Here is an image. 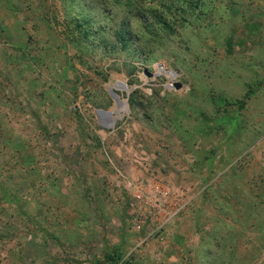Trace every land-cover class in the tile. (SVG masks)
Masks as SVG:
<instances>
[{
  "label": "rangeland",
  "instance_id": "1",
  "mask_svg": "<svg viewBox=\"0 0 264 264\" xmlns=\"http://www.w3.org/2000/svg\"><path fill=\"white\" fill-rule=\"evenodd\" d=\"M151 1L0 0V264H264V0Z\"/></svg>",
  "mask_w": 264,
  "mask_h": 264
},
{
  "label": "trees",
  "instance_id": "2",
  "mask_svg": "<svg viewBox=\"0 0 264 264\" xmlns=\"http://www.w3.org/2000/svg\"><path fill=\"white\" fill-rule=\"evenodd\" d=\"M137 3L140 0H135ZM197 0H152L151 1V16H145L143 20L142 17L140 16L141 19H139L142 24L144 23L146 25L148 34H151L153 36H157V34L162 30L164 27H168V23L166 21V14L164 13V10L166 12H172L176 13L179 11L180 7H183L185 9L184 13L188 12L189 10H192L193 8V2ZM131 5L135 6V3L132 1L130 2ZM188 8H186V6ZM195 6L198 7V1L195 3ZM194 6V8H195ZM130 23L129 22H124L123 25L121 26V31H120V36H119V41L122 42L126 47L130 46L133 42V45H135V41H137L140 37L131 30L129 27ZM163 26V27H162ZM136 48H134V51H138V46L135 45ZM253 92V91H251ZM253 93L247 94V96L237 102V105L239 108H244L245 103ZM225 102V101H224ZM227 103V102H226ZM224 103V104H226Z\"/></svg>",
  "mask_w": 264,
  "mask_h": 264
},
{
  "label": "water",
  "instance_id": "3",
  "mask_svg": "<svg viewBox=\"0 0 264 264\" xmlns=\"http://www.w3.org/2000/svg\"><path fill=\"white\" fill-rule=\"evenodd\" d=\"M145 73L149 76L151 74L146 70ZM173 87L176 90H181L183 88V84L181 82H174ZM111 95L112 97L117 101L118 107H120L122 100L120 99L118 93H116L114 90H111ZM98 115H100L101 119H111L112 118V112L104 111V110H99ZM115 121H112L111 124H114Z\"/></svg>",
  "mask_w": 264,
  "mask_h": 264
},
{
  "label": "bare ground",
  "instance_id": "4",
  "mask_svg": "<svg viewBox=\"0 0 264 264\" xmlns=\"http://www.w3.org/2000/svg\"><path fill=\"white\" fill-rule=\"evenodd\" d=\"M113 118H114V117H113V113H112V118H111V119H108V121L110 122V124H111L112 121H114Z\"/></svg>",
  "mask_w": 264,
  "mask_h": 264
}]
</instances>
